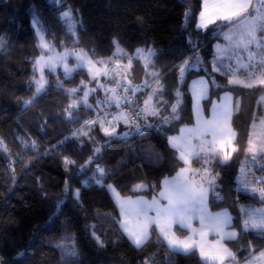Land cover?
Here are the masks:
<instances>
[{
  "label": "trees",
  "instance_id": "16d2710c",
  "mask_svg": "<svg viewBox=\"0 0 264 264\" xmlns=\"http://www.w3.org/2000/svg\"><path fill=\"white\" fill-rule=\"evenodd\" d=\"M64 10H71L73 17L82 20V25L76 27L75 37L66 34L58 19ZM200 11L201 0H62V4H54L52 0H0V34L9 38L6 49L0 52V138L8 148L7 153L0 151V254L6 260L11 259L13 264H64L62 255L66 249L62 246L74 244L79 252L74 264H143L146 259H154L155 264L158 261L160 264H202L198 252L171 253L156 231L142 248H136L117 223L120 213L111 193L99 186L83 184L98 165L115 173L107 183H115L124 195L157 193L163 178L183 166L167 137L182 125L194 122L188 92L180 120L163 130L152 127L129 138L113 140L82 173L76 166L65 171L63 156L74 159L77 165L83 164L92 155L94 145L86 137H81L85 140L83 146L76 140L60 144L79 124L65 119L64 109L70 98L55 84L59 77L65 88L76 87L81 80L90 79L88 72L80 70L71 80H65L62 71L48 73L46 94L37 97L32 106L25 108L24 105L35 93V86L30 87L29 81L33 63L41 52L36 46L34 19L50 30L46 36L56 48H73V40L78 38L75 48L85 49L93 59L112 55L113 38L129 52L137 47L154 46L157 64H170L162 72L164 80L176 73L175 66L182 59L195 56L219 39L211 30H197ZM67 23L70 25L73 20ZM189 39L196 44L195 52ZM134 62V80L140 82L145 69L141 61ZM171 88L169 83L166 98L171 95ZM222 90L212 89L216 95ZM229 90L236 94L238 104L233 124L239 151L228 165L214 169L221 174L217 191L224 200L218 201L211 194L210 205L213 209L230 208L238 216V207H230L234 201L261 204L243 192L237 194L235 181L246 156L252 124L263 113L259 98L264 88ZM92 115L91 110L80 107L79 123ZM91 135L100 145L104 144L106 137L98 127ZM22 140L29 143L34 140L35 149L24 147ZM149 149L158 152L159 163L146 159ZM141 182L148 185L147 189L133 192V186ZM76 189L80 190L79 202L72 195ZM93 225L97 235L106 242L103 248L91 235ZM108 241L118 244L113 246ZM249 242L256 250L264 249V236L252 231L230 243L236 249L245 247L244 259Z\"/></svg>",
  "mask_w": 264,
  "mask_h": 264
},
{
  "label": "snow or ice",
  "instance_id": "6c2138e0",
  "mask_svg": "<svg viewBox=\"0 0 264 264\" xmlns=\"http://www.w3.org/2000/svg\"><path fill=\"white\" fill-rule=\"evenodd\" d=\"M52 2L62 4V0ZM187 17L186 13V19ZM58 19L66 34L75 37L76 27L82 25V20L73 17L71 10H64L58 15ZM69 20H73L70 25L67 23ZM33 24L37 25L36 46L41 50V54L33 63V74L29 81L30 87L35 85V93L31 99L24 101L25 108L32 106L41 94H46L48 80L45 69L54 73L57 66L63 67L65 80H71L73 73L80 70H87L90 77L88 81L81 80L79 85L73 88H65L64 81L59 77L56 79L55 87L70 98L64 109L65 119L70 123L79 124L70 136L60 141V144L76 140L83 146L85 140L81 137H86L87 141L94 145L92 155L83 164L77 165L74 159L63 156L65 171L76 166L77 171L82 173L97 161L104 147L113 140L126 138L154 126L163 130L181 119L183 93L177 87L174 92L175 102L170 103L165 99V83L162 73L155 67L154 58L157 52L154 48L137 47L129 54L121 47L118 39L113 38L112 55L107 59L93 60L83 49L76 50L78 38L73 40L71 50L65 48L62 52H57L55 45L45 35L50 30L40 26L38 20L34 19ZM196 28L211 30L213 35L223 36L227 43L215 46L216 51L209 62L211 69L204 68L207 78L201 77L193 81L190 88L196 123L191 127H182L179 135L167 137L169 146L177 153L176 159L184 166L179 168L175 176L163 178L160 182L161 190L151 201L142 196L135 200L121 196L113 184L107 183L108 178L115 173L102 166L97 165L92 171V176L83 184L86 187L99 186L113 194L122 217L117 223L136 248H142L148 242L151 237L150 229L155 225L159 237L166 242L173 254L190 255L198 252L203 264H241L237 252H233L225 241L236 240L249 231L264 236V164L259 163L264 161V119L260 120L261 131L249 134L245 153L246 156L250 155V160L246 159L241 165L240 175L235 181L237 194L243 192L250 198L259 200L261 207L240 204L237 200L230 207H238V216L234 217L228 208L214 213L208 208V196L211 193L216 200H224L217 191L220 188L218 181L221 174L214 169L228 165L233 154L239 151V147L235 145L237 133L231 126L232 115L234 110H238V104L234 109L232 91L229 89L264 88V0H201ZM8 42V36L0 34V52L6 49ZM189 44L195 52L196 44H193L191 39ZM69 57L75 59L72 66L68 64ZM123 58L127 59V64L122 63ZM133 60L142 61L145 69V79L139 84L130 79ZM203 63L199 55L182 59L181 63L175 66L178 82L184 83L185 74L189 69L202 66ZM214 73L224 77L226 83L219 82ZM93 83L94 86L90 87ZM209 85L224 89V94L219 103L212 102L211 116L205 119L200 101L208 98ZM98 92H102L103 96H97ZM90 96L95 97V104L89 103ZM81 105L93 113L83 123H79L78 118ZM121 125L124 126V131H118ZM97 127L106 137L103 145L91 135ZM253 128H256L255 122ZM21 142L26 148L36 147L34 140L30 143L23 140ZM0 151L8 152L2 138ZM193 161L200 166L194 168ZM11 170L14 172V167ZM147 187L146 183L141 182L134 185L132 191L142 192ZM152 187L155 188L156 185ZM68 190L66 185V193ZM72 195L77 202L80 201L79 189L72 192ZM161 201L166 203L162 204ZM150 212H154V215H149ZM130 217L134 220L129 219ZM193 220L199 221L198 228L193 227ZM174 225L187 230L188 234L183 239L179 238L173 231ZM92 228L91 235L95 242L101 248L105 247L106 242L97 235L96 226L93 225ZM237 228L240 229L239 232ZM209 233L216 236L214 243L208 242ZM107 243L113 246L118 244L117 241ZM62 247L66 249L62 255L64 264H74V260L79 257L75 245ZM247 252L248 255L244 257L246 264H264V249L256 250L249 242ZM0 264H13V261L6 260L5 256L0 254ZM143 264H154V259H146Z\"/></svg>",
  "mask_w": 264,
  "mask_h": 264
},
{
  "label": "rangeland",
  "instance_id": "374dc122",
  "mask_svg": "<svg viewBox=\"0 0 264 264\" xmlns=\"http://www.w3.org/2000/svg\"><path fill=\"white\" fill-rule=\"evenodd\" d=\"M35 26V28L37 27V25H34ZM46 35V34H45ZM46 38H47V36H46ZM48 39V38H47ZM50 41V40H49ZM226 41L224 40V38H223V36H219V39H217L214 43H212V45L210 46V47H205L204 49H202L201 51H199V53H197L196 55H199L201 58H202V60H203V65L201 66V65H198V66H195V67H192V68H190L189 69V71L185 74V77H184V83H179L178 82V71H176V73H174V74H172V75H170L167 79H164L163 80V82L165 83V88H166V91L169 89V83H171V86H172V88L170 89V91H171V95L168 97V98H166L165 97V99H167L170 103H173V102H175V95H174V92H175V89L177 88V87H179L180 88V90H181V92L183 93V103L181 104V107H180V116L182 117V106H183V104L185 103V100H186V92H188V94L191 96V98H192V106H193V94H192V92L190 91V88L192 87V84H193V81H197V80H199L201 77H204V78H207V73L204 71V68L205 67H207L209 70L211 69V64L209 63L211 60H212V58H213V54H214V52L216 51V48H215V46L217 45V44H220V45H226ZM122 47V46H121ZM151 48H154L155 50H156V48L154 47V46H151ZM67 49H69V50H71L72 48H67ZM80 49H82V48H76V50L77 51H79ZM125 49V48H124ZM55 50L57 51V52H62L64 49H59V48H56L55 47ZM84 51H86L85 49H83ZM125 51L126 52H128L129 54H132L133 52H129L128 50H126L125 49ZM87 52V51H86ZM156 52H157V50H156ZM40 54H41V52H40ZM40 54H39V56H40ZM89 54V53H88ZM38 56V57H39ZM90 56V55H89ZM37 57V58H38ZM91 57V56H90ZM109 57V56H108ZM108 57H104V58H100V59H107ZM92 58V57H91ZM93 59V58H92ZM93 60H99V59H93ZM142 62V61H141ZM154 62H155V67H156V69L157 70H159L161 73L164 71V68L166 67V65L168 64V63H166V64H163V65H161V64H157V59H156V57L154 58ZM193 63H194V61H192ZM122 63L123 64H127V59L126 58H123L122 59ZM68 64L70 65V66H72V65H74L75 64V59L73 58V57H69L68 58ZM134 64H135V62H134V60H133V66H132V69H131V75H130V79H132L133 80V82L134 83H137V84H139L141 81H143L144 79H145V75H144V77H143V79L140 81V82H137V81H135L134 80V70H133V67H134ZM142 64H143V62H142ZM168 66H170V64H168ZM58 71H62V72H64V70H63V67H61V66H57V68H56V70H55V72L54 73H56V72H58ZM87 71V70H86ZM78 72V71H77ZM77 72H75V73H73V76L77 73ZM198 72V73H197ZM44 73H45V76H46V78H47V80H48V70L47 69H45L44 70ZM213 75H215L216 77H217V80L219 81V82H221V83H226V79L224 78V77H221V76H219V74L218 73H214ZM37 78H39V72H37ZM102 80H103V77L101 78ZM49 81V80H48ZM187 84V91H186V89H185V85ZM35 86V85H34ZM91 86H94V83L92 84V85H90V87ZM214 87H212L211 85H209V89H208V98L207 99H203V100H201L200 101V106H201V108H202V115H203V117L205 118V119H207V118H210V116H211V109H212V102L213 101H215V102H217V103H219L220 102V97H222L223 96V94H224V90H222L221 91V93L219 94V95H216V94H214L213 93V91H212V89H213ZM230 91H232V90H230ZM97 96H103V93L102 92H98L97 94H96ZM262 97H264V92L261 94V96H260V98H259V104L261 105V107H262V109H263V113H262V115L259 117V119H257V120H255L254 122H255V124H256V128L254 129L253 128V124H252V127H251V133L252 132H260L261 131V126H260V120L261 119H264V99H262ZM73 98H76V97H73ZM89 103H92V104H95V97H93V96H90L89 97ZM232 104H233V107H234V109L236 108V105H237V98H236V94L232 91ZM80 107H83L82 105L80 106ZM237 110H234V112H233V115H232V121H231V126H232V128L236 131V129H235V127H234V124H233V118H234V114H235V112H236ZM193 114H194V110H193ZM253 122V123H254ZM196 123V116H195V114H194V122L192 123V124H184V125H182L180 128H179V130L182 128V127H184L185 125H187V126H189V127H191V126H193L194 124ZM155 127V126H154ZM122 128V126H120V128L118 129V131H123V130H125V129H121ZM121 129V130H120ZM148 129H150V128H148ZM147 130V129H146ZM146 130H144V131H146ZM179 130H177V132H175V133H173V134H171L170 136H173V135H179ZM144 131H141V132H144ZM141 132H139V133H141ZM236 133H237V131H236ZM137 134V133H136ZM134 135V134H133ZM132 136V135H131ZM131 136H128V137H126V138H129V137H131ZM235 145H237L238 147H239V145L237 144V136H236V140H235ZM237 153V152H236ZM236 153H234L233 154V157L235 156V154ZM156 154H158V152L157 151H155V150H151V149H149L146 153H145V157H146V159L147 160H149V161H151V162H155V163H159L160 161L158 160V157H157V155ZM233 159V158H232ZM246 159L247 160H250V155L249 156H245L244 157V159H243V161H242V164L246 161ZM259 163H261V164H264V161H259ZM184 166V165H183ZM182 166V167H183ZM194 168H196V167H199L200 165H198V164H195V162L193 161V165H192ZM176 174V173H175ZM175 174H173V175H169V176H167V177H172V176H175ZM257 174H260V173H257ZM240 175V172H239V174H238V176ZM110 184H113L115 187H116V189H117V191H119L120 192V194H121V196H123V197H131L133 200H135L137 197H143L144 199H146V200H148V201H151L152 200V198L154 197V196H157L158 195V193H159V191L161 190V188L159 189V191L157 192V193H155L154 195L152 194V195H149V194H146V193H140V194H136V195H124L121 191H120V189H119V187L115 184V183H110ZM111 195H112V197H113V194L111 193ZM210 195H211V193H209V196H208V208H209V210L211 211V212H219V211H222L223 209H225V208H219V209H213L212 207H211V205H210ZM113 199H114V197H113ZM114 201H115V199H114ZM115 203L117 204V202L115 201ZM161 203L162 204H165L166 203V201H161ZM242 204H245V205H251V206H254V207H261V204L260 205H254V204H249V203H242ZM117 207H118V209H119V206H118V204H117ZM228 210H229V212L234 216V217H236V215L232 212V210L230 209V208H228ZM119 213H120V209H119ZM149 215H154V212H150L149 213ZM122 217H121V214H120V216H119V220L121 219ZM129 219H133L134 220V218H129ZM193 227H196V228H198L199 227V221L198 220H193ZM233 223L235 224L236 223V220H234L233 221ZM238 232L240 231V229L239 228H237L236 229ZM150 231H151V236H152V234H153V232L154 231H156L157 233H158V230L156 229V227H155V225H153L152 226V228L150 229ZM173 231L176 233V235L179 237V238H181V239H183L184 237H185V235H187L188 233H187V230H185V229H180L179 228V226L178 225H174L173 226ZM123 232V231H122ZM250 232V231H249ZM125 235V234H124ZM127 236V235H126ZM128 238V237H127ZM151 238V237H150ZM241 237H238L236 240H233L234 242H236V241H238L239 239H240ZM215 239H216V236L214 235V234H212V233H209V235H208V237H207V240H208V242L209 243H214V241H215ZM150 240V239H149ZM148 240V241H149ZM231 241H225V244L233 251V252H237V257H238V259L240 260V262H241V264H246V262H245V260L243 259V252H244V249H245V247H242V248H234L232 245H231V243H230ZM166 243V242H165ZM167 245V244H166ZM254 249H255V247L254 246H252ZM257 254H258V252H257ZM198 255H199V253H198ZM200 257V256H199ZM200 260H201V258H200ZM154 262H155V260H154ZM201 262H202V260H201ZM155 264V263H154ZM158 264H160V262L158 261ZM202 264H203V262H202Z\"/></svg>",
  "mask_w": 264,
  "mask_h": 264
},
{
  "label": "crops",
  "instance_id": "0c3cea01",
  "mask_svg": "<svg viewBox=\"0 0 264 264\" xmlns=\"http://www.w3.org/2000/svg\"><path fill=\"white\" fill-rule=\"evenodd\" d=\"M219 37V36H218Z\"/></svg>",
  "mask_w": 264,
  "mask_h": 264
}]
</instances>
